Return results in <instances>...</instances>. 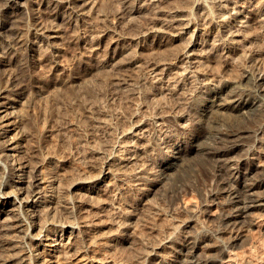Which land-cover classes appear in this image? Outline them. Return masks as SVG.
<instances>
[{
	"label": "rangeland",
	"instance_id": "374dc122",
	"mask_svg": "<svg viewBox=\"0 0 264 264\" xmlns=\"http://www.w3.org/2000/svg\"><path fill=\"white\" fill-rule=\"evenodd\" d=\"M47 1L52 0L24 3L29 2L24 9V27L30 38L36 37L40 28L33 9L45 10L42 2ZM73 1L63 0L51 13L42 11L44 22L56 25L64 38L58 41L56 51L41 43L33 52L42 61L33 68L29 80H22L29 99L17 107V130L8 133L20 146L16 162L36 164L45 176V185H53L43 189L51 192L42 197L41 205L24 208L26 213L35 210L37 221L43 216L41 220L59 241L65 238L62 225L72 217L99 222V228L92 224L76 237L77 246L93 243L97 237L91 252L76 256L66 244L52 264H186L184 260L190 261L187 264H264V205L242 214L240 205L231 203L232 191L238 188L245 192L246 183L258 182L264 193V117L256 122L264 109V80L242 85V97L236 95L232 101L216 100L211 91L236 93L235 84L226 79L238 81L244 71L256 65L264 70V0H157L161 7L154 5V0H136L134 5L132 0H90L84 18L75 14ZM6 7L5 1H0V13ZM169 7H179V11L175 14ZM240 10L244 16L248 13L250 23L234 53L227 58L221 50L217 55L206 54L200 67L204 86L195 77L178 80L184 65L178 59L187 42L192 38L201 42L209 31L215 35L219 22L232 20ZM178 13L193 22L190 32L177 39L169 33H157L167 18ZM78 34L82 42H76ZM91 48L99 53L92 59L83 54ZM125 54L133 55L128 64H122ZM2 69L12 74L10 78L19 73L12 63ZM251 100L262 106L256 108ZM243 101L246 103L240 108ZM212 104L214 113L209 121L219 128H227L221 121L225 112L234 111L238 116L249 113L243 118L250 127L245 145L239 153L222 158L226 163L223 176L201 149L204 144L219 146L215 142L219 134L208 133L204 118L200 119L202 111ZM127 144L132 145V156L129 154L125 171L121 170L127 175L113 171L102 177L107 161L123 152ZM245 154L255 163L253 167L241 162ZM237 166L240 173L234 169ZM78 177L94 183L88 190L75 187L71 192L63 191ZM1 181L2 175L0 185ZM1 189L0 195L9 191L7 186ZM19 213L20 209L9 208L0 223L7 217L12 222ZM164 236L172 238L169 245L157 248V240ZM1 242L0 264H17V252L27 246Z\"/></svg>",
	"mask_w": 264,
	"mask_h": 264
},
{
	"label": "bare ground",
	"instance_id": "6f19581e",
	"mask_svg": "<svg viewBox=\"0 0 264 264\" xmlns=\"http://www.w3.org/2000/svg\"><path fill=\"white\" fill-rule=\"evenodd\" d=\"M0 1H5V4L8 5V7H6V9H4V12L0 13V70H1V72H0V138L3 136V140L2 141L0 140V166H1L0 167V173H1L0 175H2V178H3V181H1L2 183L0 185V191L2 190L1 188L3 186L4 187L7 186V188H9V191L5 193L6 194L5 196L0 195V220L4 215L7 214L9 208L20 209L19 215L17 214V218H15L12 222H10V220L12 218L10 220H7V219H9L8 217L5 219L3 218L4 220L1 221L2 223H0V231L3 234H1L0 237H1V239H3L2 242H4V243L11 241V242H14L15 243L14 245H17L16 247H19V248L22 247L23 244L25 246H27L26 248H23V249L21 248L19 253L17 252V254H19L18 259H17L18 260L17 264H52L53 259L56 257L55 256L56 253L60 251V247L66 245V244H68V247L72 251H74L73 253L76 256H85V254L89 253L88 252V251H90L89 249L94 247V244H95L94 242H95L97 237L94 239V242L91 241L93 243H90L88 241L89 243L87 242L88 244L85 243L84 245L81 244V245L77 246V245H75L76 244L75 241H76L77 235L79 234L80 231H82L83 228H86L88 226L91 227V225L94 224V223H92V219L90 217L89 218L91 220H77V221H76V219L75 220L73 219L74 217H72L73 220L71 219V221L67 222L66 225H62L61 230L64 232L65 238L66 237L68 238V240L66 242V241H63L65 239V238H63V236H62V238L60 237L61 238L60 241H59L58 236L53 237L52 232L47 229L48 228L47 225L41 220L43 218V216L42 217L40 216L41 218H38V221L35 220L34 217L38 216V214L35 215V213H33V212H35V210L27 212V213H26V211L23 210L24 208L27 209L28 206L37 207L38 205H41L39 203H42V200H41L42 197L43 196L45 197L46 195L48 197V194H49L48 191H50V190L44 191L43 189L45 187H47V189H48V187H50L52 184L50 183L51 184L50 186H49V183H48V185H45L47 182L45 179V176L42 175V170H40L38 166H35L36 164L35 165L33 164L34 165L33 167L30 165L31 166L30 167V166L23 164L21 162H19V163L16 162V159H17L16 157L19 155L18 152H19L20 146L16 142L17 140L16 141L14 140V137H11V138L8 137V133L12 132L13 130H15L17 128V126L15 124V120H16L15 114H17V111H18L17 107H21V105L25 104L26 103L25 100L28 98V97H26L27 91H26L25 87L23 86L22 80L28 79L27 77L28 76L30 77L32 75L33 68L38 66L39 63L42 61L40 58H37L36 55L33 54V52L34 51L36 52V48L38 46H40L41 43L47 44L48 46H50V48L53 51H56L59 48L58 47L59 46L58 41L63 40V38H64L63 32H61V30L57 29L56 25H52L50 23L44 22L42 11H46L48 13H51V11L56 10L59 6H61V4L63 3V0H52V1L42 2V3H45V10L33 9L34 12L32 14L34 16V19L36 21H38L40 28L37 31V36L31 37V38H30V36H28L26 34V30L24 27V21L26 19L24 9L28 7L29 2L26 5L24 3H26L28 0L25 2H22V0H0ZM41 1H44V0H41ZM134 1H136V0H132V3H133L132 5H134ZM150 2H151V0H150ZM73 3L75 4V14L80 18H84L85 14H86L85 10L90 5L91 1L90 0H74ZM152 3L154 5H158L161 7L160 1L154 0ZM11 5H15V7H11ZM237 6L239 7V5H237ZM103 7H104V5H103ZM167 8H166V10H167ZM169 8H171V7H169ZM172 11L175 12V14H176L179 11V7H173ZM173 12H171V13H173ZM242 12H241V10L238 11L236 13V17L233 18L232 20L231 19L226 20V21L223 20L222 22H219V25L217 23V25L219 26L218 33H216L214 35V33L212 31L207 32L205 39L201 42L198 41L197 39H193L191 37L192 39H190L187 42L185 48L183 50L181 49L182 52H181V55L179 56L178 61L183 63L184 65L181 67L182 71H180L177 75L178 80L181 77L183 78V76L188 77V78H194L195 77V78H199V80H200L199 82H201V85H203L204 77L202 78V76H204L203 75L204 73L200 70L201 69L200 67L202 66L201 64L203 62L202 59H204L206 57V54L207 53L216 54L219 50H221L219 53H222V56L227 58L231 54L234 53V51L238 47L237 46L238 42L241 40L242 37H244V35L242 34V31L244 33L245 28H247L249 26V23H250V20L248 18V13L245 14V16H244ZM178 14L179 15H173V16L171 15L172 17L170 19L167 18L165 20L166 22H164V28L159 29V31H157V33L158 32L169 33L172 36V39L173 38L177 39V38H181L184 33L190 32V30L192 29V26H193L192 25L193 22H191V19L186 18V16H183L180 13H178ZM183 14H185V13H183ZM227 18H225V19H227ZM248 32H246V34ZM76 33L77 32H75V34ZM246 37H247V39H249L250 36L248 37L246 35ZM75 40H76V42H82L83 41L82 36L79 34L77 37L75 36ZM257 42H259V41H257ZM235 44H237V45H235ZM205 47H209V50H207L208 48L204 49ZM39 49H41V48H39ZM115 49H118V48H115ZM106 51H108V50H106ZM127 52H129V51H127ZM127 52H126V54H127ZM105 53L107 55V52H105ZM130 53H131V51H130ZM83 54H84V56L91 58V57L97 56L99 53H98V51H95V48L94 49L91 48V50H85L83 52ZM126 54H125V58L123 59L122 64H124V63L128 64V60H129L128 57L132 58V56H133L132 55V56L127 57ZM179 54H180V52H179ZM246 54H248V53H246ZM118 55H119V53H118ZM99 57H100V55H99ZM10 63H12L16 67V69L19 71V73L14 74L11 78L9 76H11L12 74L7 73L6 70H3L4 68L2 69V66H6L7 64H10ZM116 63H118V62H116ZM161 65H163V64H161ZM103 67H104V64H103ZM255 67L257 68L258 66L256 65ZM255 67L244 71V73L240 76L241 77L240 80H238V81H232V80L226 79L227 82H231L232 84H235L233 87L236 88V90H235L236 93L235 92L232 93L231 91L230 92H228V91H216V92H214V90H211L213 93L212 97H214L216 100L224 99V100H231V101L233 98H235L236 95H239L241 98L242 94L239 91L242 88V85L250 84L252 81L260 82V80H264V72H262L264 70L260 71V67L257 68L258 70L255 69ZM162 68H159V69H162ZM165 69L166 68H164L162 71H165ZM158 73H160V71ZM238 74H239V72H238ZM106 76L108 77V75H106ZM96 77H97V75H96ZM92 81H94V80H92ZM119 83H122V82H119ZM222 83H223V81H222ZM260 84L262 85L263 83L261 82ZM260 84H258V85H260ZM84 86H86V85L84 84ZM225 86L230 87V85H228L226 83H225ZM86 88H88V87H86ZM230 88H232V87H230ZM237 88H239V90H237ZM222 90H224V89H222ZM69 96H70V94H69ZM32 99L33 98H31V100ZM92 100H94V99H92ZM245 103L246 102L243 101L240 108L242 106H244ZM249 103H253L256 106V108H260L262 106L261 104H257L255 102H253L252 100L249 101ZM212 111L214 113L213 104L210 107H208L207 109L202 111L203 113L200 116L201 117L200 119L204 118L203 121L206 122L205 127H206L208 133H210L212 131H216L217 134H219L216 138V141H215L216 143H218L219 146H216L215 144H212L210 146L208 144L207 145L204 144L203 148L201 146V149H202L204 155H206V157L211 162L214 163V166H215L216 170L218 171V175L223 176L224 174L222 173V171L226 170V167H225L226 163L223 162L222 158L224 156H227V155H230L233 153H239L240 150H242L244 145H245L244 141H245L246 137L248 136L247 135L248 132H250L249 131L250 127L247 125L246 121L243 118L248 117L249 113L247 112V114L245 116H238L234 111L225 112V115L221 119V121H223L227 124V128H219V127H216L214 124H212L211 121H209V117H210V114ZM257 116H259V117H258V120L256 122H259V120L262 121L263 117H264V109H260ZM139 122L142 123L141 121H139ZM138 123L136 122V125ZM161 123H159V126ZM185 125H187V124H185ZM162 128L163 127H161V130H162ZM164 133H165V131H164ZM132 138H133V136H132ZM127 145L128 146L125 147L123 152H121L119 154L116 153L117 155H114L113 157L110 156L111 158L106 163V169L104 171V174L101 175L102 177H105L107 174H110L113 171L121 172V170L123 168H125V166L128 164V162L131 159L129 154H131V156H132V153H131V146L132 145H129V144H127ZM181 158L182 157H180V159ZM240 159H241V162L249 163L250 168L255 165L254 162H249L248 159H250V156L248 154H245L244 157H242ZM252 159H255V158H252ZM40 162L41 161H39V163ZM179 162L180 161H178L177 164H179ZM181 162H184V161H181ZM168 163H169V161H168ZM41 164H42V162H41ZM181 165H182V163H181ZM238 167L239 166L235 167L234 169H238ZM174 168H176V167H174ZM174 170H176V169H174ZM237 172L240 173L241 169L239 168L237 170ZM121 173L123 175H127V173H125V172H121ZM16 178H18V179H16ZM90 179H93L92 176ZM92 182L93 181L89 180V178L86 179L83 177H80V178L78 177L77 179L75 178V180L72 179V181H70V184H68L66 187H63L64 185L62 187H63V191H67V192L68 191L71 192L72 191L71 189H73L75 187H77L78 189L79 188H81V189L87 188V190H88L89 184L91 185ZM58 184H59V182H58ZM245 187H246L245 192H243L242 190H240L238 188L232 191L233 196H232L231 203L239 204L240 205L239 210L242 214L245 212H248L252 208L257 207L258 205H264L261 203L264 199V193H262V191H260L258 189V182L255 181V182H251V183H246ZM105 190H107V189H105ZM46 192L48 194H46ZM67 192H65V193H67ZM40 208H41V206H40ZM75 209H76V207H75ZM39 210H38V212H39ZM71 212H69V213H71ZM73 213H74V210H73ZM44 214H46V213H44ZM76 215H78V214H76ZM25 217H27V218H25ZM32 218L34 220H32ZM86 218H87V216H86ZM94 222H95V220H94ZM97 224L93 225L96 227V229L99 228L97 226ZM35 230H36V232H34ZM85 230H87V229H85ZM21 233H23V235L20 236L19 234H21ZM81 233H80V235H82ZM103 233L105 234V232H103ZM107 233H109V232L107 231ZM107 233H106V235H107ZM110 233L112 234V232H110ZM114 234H116V233H114ZM93 235H95V234H93ZM169 236H170V234H169ZM169 236H164L163 238L160 237L161 239L158 237L159 239L157 240V242L155 244V245H157V248H159L163 245H169V243L172 239ZM109 238L112 239L113 235H110ZM50 240H53V241L50 243ZM2 242H1V244H2ZM21 242H23V244ZM111 242H112V240H111ZM18 243H21V244H18ZM7 246L9 247V245H7ZM11 246H12V244H11ZM49 246H51V247H49ZM95 246H97V245H95ZM107 246H108V244H107ZM66 247H67V245H66ZM140 251H142V250H140ZM62 255H65V254H62ZM14 256H15V254H14ZM92 258H94V256ZM87 259H89V258H86V260ZM108 259H111V258L109 257ZM108 259H106V260H108ZM184 261H186V264L190 262L189 260H184ZM15 264H16V262H15Z\"/></svg>",
	"mask_w": 264,
	"mask_h": 264
}]
</instances>
